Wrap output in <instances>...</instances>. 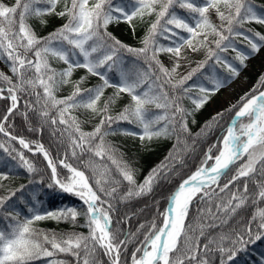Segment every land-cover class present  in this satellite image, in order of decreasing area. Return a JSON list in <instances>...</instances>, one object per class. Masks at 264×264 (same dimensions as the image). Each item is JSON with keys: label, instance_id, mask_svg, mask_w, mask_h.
Instances as JSON below:
<instances>
[{"label": "snow or ice", "instance_id": "snow-or-ice-1", "mask_svg": "<svg viewBox=\"0 0 264 264\" xmlns=\"http://www.w3.org/2000/svg\"><path fill=\"white\" fill-rule=\"evenodd\" d=\"M58 3L59 0H15L13 6L0 3V61L12 73L9 76L0 72V99L11 102L0 119V134L9 141H18L21 149H27L33 155L41 153L50 169L51 183L48 187L77 197L84 210L79 212L74 207H68L41 212L33 206L27 209L23 220L18 218L19 212L16 216L11 213L6 217L0 215V222L7 221L0 226V264H37L38 261L67 264L65 260L56 258L58 254L70 255L74 264H97V249L109 256L111 264H122L121 251L126 246L127 234L124 240L118 239L120 233L114 229L111 215L114 211L112 200H127L151 192L160 171L168 165L162 164L153 169L143 183L137 184L134 170L117 158V150L106 142L105 137L113 124L119 122L139 126V133L125 130L124 134H138L141 140L186 132V117L190 113L180 101L187 97L192 100L194 108L199 109L210 94L239 75L247 56L258 51L260 44L264 43V35L255 33L250 38L245 34L243 25L247 22L264 25V12L258 14L249 0H94L91 3L90 0H70V4L65 0L64 9L58 15L67 16V22L48 36L38 37L28 24V18L51 14ZM221 4L229 9L227 15L220 10ZM210 9L216 11L222 22L227 21L226 27L223 24L217 27L210 21ZM153 14L156 18L141 41L142 47L126 45L108 31L109 24L113 22L131 24L134 18L143 19L145 15ZM212 34L217 37L213 42L214 49L207 47L208 37ZM234 36H243L250 51H238ZM161 39L168 43H161ZM205 47L206 58L186 75L173 81L180 60L185 58L184 49L196 53ZM230 48L236 52L238 65L224 55ZM161 53L174 57L171 69L159 59ZM125 54L133 58L132 68L128 67ZM52 60L62 61L66 67L57 70L52 66ZM209 61L221 65L228 75L223 79L213 75L209 78L211 83L208 87L202 83L189 85L188 82ZM137 65L143 67L138 68ZM78 68L98 77L101 83L82 89L80 84L85 77H81L75 82L70 95L58 98L57 90L70 82ZM114 68L118 70V82H112L108 76ZM109 87L115 92L100 107L105 89ZM260 88H264V77H261L259 87L253 88L252 94H245L239 104L232 106V109L238 107V111H235L222 141L218 142L221 146L213 144L209 147L200 167L183 179L169 195V206L162 214V226L151 225L142 246L132 253V264H215L211 259L213 253L218 258V264H235L238 253L246 252L250 245L257 242H264V209H259L237 227L207 238L203 245L200 237H205L204 225H200L199 237L189 235L193 232L191 225L186 227L191 203L196 198L209 202L218 200L215 203L216 213L208 209L209 218L213 221L207 225L209 229L228 224L251 199L247 183L242 191L230 192L231 187L241 178L256 173L257 163L261 164L259 171L264 176V90ZM194 89L199 95H193ZM25 94L33 101L32 110L37 112L41 124L63 127L62 135L66 136L70 155L66 151L63 159L54 161L42 144L13 136L6 129L7 121L18 109L20 98ZM121 94L130 97L129 103L118 115H109L110 106ZM35 105H39L40 110ZM28 106L26 101L25 107ZM149 106L160 110V114L153 112ZM81 108L100 117L92 131H83L77 117L72 115L73 110ZM222 116L223 113H217L213 121ZM244 119L248 122L242 123ZM177 141L179 143L178 135ZM213 148L217 149L215 155ZM0 150L9 155L15 153L12 158L18 159L28 173L36 171L23 150L17 151L3 141H0ZM85 155L88 159L81 162ZM171 156L170 153L169 158ZM245 156L246 162L239 163L235 174L221 186V178L227 176ZM70 158L77 163H70ZM105 159L127 182L128 188L123 196H117L121 181L111 179L110 169L96 163ZM58 166L66 169V173H58ZM109 183L117 187H105ZM259 187L253 203L264 201V185ZM15 196V191L0 196V213ZM225 196L228 197L226 200ZM217 213L226 217L219 224L215 223ZM81 215L85 218L87 235L73 232L58 238L55 233L33 227L35 222L43 220H70L75 225ZM137 253L141 254L137 256ZM260 264H264V257Z\"/></svg>", "mask_w": 264, "mask_h": 264}, {"label": "trees", "instance_id": "trees-1", "mask_svg": "<svg viewBox=\"0 0 264 264\" xmlns=\"http://www.w3.org/2000/svg\"><path fill=\"white\" fill-rule=\"evenodd\" d=\"M67 2L70 4V0H67ZM91 2H94V0H90V3ZM249 2L254 6V10H256L258 14L264 12V0H249ZM0 3L13 6L15 0H0ZM64 6L65 0H59L55 12L44 15L43 17L31 16L28 18V24L38 37L48 36V34L53 33L67 22V16L60 17L58 15V13L64 9ZM228 12L229 9L225 7V14L227 15ZM208 15L212 20H210L211 22H216V18L212 16V13H208ZM155 18L153 14L151 16L145 15L143 19L138 17L134 18L131 24L125 21H120L118 23L113 22L109 24L108 31L122 43L139 48L143 46L141 41L148 31L150 24L155 21ZM243 30L245 34L250 35V38H252V35L255 33L264 35V25L256 22L245 23L243 25ZM225 34H227V32H225ZM256 39L258 42V38ZM233 40L238 51L246 53L250 51V46L248 42L244 40L243 36H234ZM160 42L165 44L168 43V41H164L163 39H161ZM211 47L213 49L215 48L213 42L211 43ZM224 55L231 58L230 62L235 65L239 64V61L236 59V52L231 48L228 52L224 53ZM125 60L128 67L132 68L133 58L125 54ZM199 62L196 63L198 64ZM51 63L57 70L66 67L62 61L52 60ZM197 64H193L187 71L183 72L181 69V73H175L173 81L186 75L193 68L197 67ZM250 64L255 66L254 70L250 68ZM164 66L171 69V67L166 64H164ZM137 67L141 68L143 65H137ZM261 71L264 72V43L260 44L258 51L252 52L247 56L245 66L240 68L239 75L233 79H236L241 74H249L251 79H255L257 82L263 74ZM0 72L9 76L12 75L9 68L2 61H0ZM213 75H218L223 79L228 73L221 65L215 64L214 61H209L208 65L198 72L188 84H201V81H206L207 84L210 85L211 81L209 78ZM108 76L112 82H118L117 69L114 68L108 73ZM81 77H85L80 84L82 89L94 87L101 83L98 77L88 74L83 68H78L73 72L70 82L66 85H62L57 90V97L63 98L70 95L73 91L75 82L80 80ZM233 79L223 84V86L225 87ZM114 92V88H106L99 106L102 107L103 101L112 96ZM5 95L7 94L5 93ZM193 95H199L198 90L194 89ZM212 97V94L209 95L207 102L199 109L194 108L191 99L187 97L182 98L180 101L181 105L190 113V115L186 117V132L154 137L151 140L147 138L141 140L138 134H124L125 130L139 133V126L127 122H119L113 124L112 130L109 131L108 136L105 137L106 142L113 145L117 150V158L126 162L134 170V178L137 184L143 183L144 179L153 169H157L162 164L168 165L167 168L160 171L151 192L127 200H112L114 211L111 215L114 221L113 227L120 233L118 239L124 240L125 234H127L126 246L123 247L121 251L122 264L132 262V253L142 246L144 236L148 233L153 223L156 224L157 228L161 226L164 206L175 186L201 165L209 147L213 144L220 147L218 142L222 140L227 126L236 110L228 107L220 111H215L218 105L211 106L210 102ZM129 100L130 97L127 94H121V97L110 106L109 115H118L129 103ZM26 101L29 105L28 107H25ZM10 103L9 99H0V119L3 118ZM32 105L33 101L30 100L26 94L21 96L19 107L7 121L6 129L10 131L13 136H22L29 142L42 144L54 161L63 159L66 151H68L70 155V150L66 143V136L62 135L63 127L59 125L52 126L47 123L41 124L37 112L32 110ZM35 107L37 110H40L39 105H35ZM149 108L153 112L160 114V110H156L154 106H149ZM25 113L27 116H25ZM217 113H223V116L218 121H213V117H215ZM72 115L77 117L83 131H92L95 125L99 123L100 119L99 116L83 108L73 110ZM209 124L211 127L207 128L206 125ZM177 135L179 136V143L177 141ZM0 141H3L6 146L10 145L11 148H15L17 151L23 150L25 157L29 159L36 168L35 172L28 173L27 170L20 165L18 159L12 158L15 153L9 155V153L0 150V177H6L0 178V196L8 195L12 191L16 192V196L12 198L11 202L0 215L6 217L11 213L13 216H16L17 212H19L20 216L18 218L23 220L27 215V209L33 206L41 212L45 210L58 211L68 207H74L77 211L83 212L82 203L77 197L63 193L58 188L48 187L49 183H51L50 169L47 167V161L41 153L33 155V153L29 152L27 149H21L18 141H9L3 134H0ZM170 153L172 154L171 158H169ZM213 154H217L216 148H213ZM87 159L88 156L85 155L81 162ZM69 162L74 165L77 163V161L71 158ZM96 163L101 164L102 167L107 166L110 169L111 179L121 181L118 186L120 191L117 193V196H123L128 188L127 182L123 181L115 172V167L111 165V162L105 159L103 162L96 161ZM238 166V164L234 166L228 175L221 179V186L235 174V169ZM256 168V173L250 174L249 177L241 178L229 190L230 192L236 191L237 189L242 191L244 184L247 183L251 199L244 207L238 210L235 216L229 220L228 224L222 225L219 228L209 229L207 225L213 221L209 218L208 209L211 208L212 212L216 213L215 203H217L218 200L209 202L206 199L203 201L199 198L194 199L189 210L188 219L186 220V227L187 225H191L193 228V232H190L189 235L199 237L201 230L200 225H204L203 230L205 232V237H200V243L203 245V243L207 241V238H211L218 233L227 232L231 228L237 227L241 221H247L259 209H264V201L258 203L252 202V200L256 198L255 194L260 190L259 185H264V176H262L259 171L261 164L257 163ZM57 171L63 175L67 170L58 166ZM105 187L111 188L117 187V185L109 183L106 184ZM227 198L228 197L225 196V200ZM217 216L218 218L215 220L217 224L226 218L222 213H217ZM6 223L7 221L0 222V226H4ZM84 225L85 218L81 215L77 218L75 225H73L70 220L60 222L55 220H43L35 222L33 227L43 229L48 233H55L58 238H61L73 232L87 235L88 229ZM141 225H144V227L142 228ZM140 254L141 253H137V256ZM262 257H264V242H257L255 245H250L246 252L238 253L235 264H260ZM56 258L65 260L67 264H74V260L70 255L58 254ZM95 258L97 264H111L109 256L105 255L99 249H97L95 253ZM211 259L215 261V264H218V258L215 253L212 254ZM37 264H45V261H38Z\"/></svg>", "mask_w": 264, "mask_h": 264}, {"label": "rangeland", "instance_id": "rangeland-1", "mask_svg": "<svg viewBox=\"0 0 264 264\" xmlns=\"http://www.w3.org/2000/svg\"><path fill=\"white\" fill-rule=\"evenodd\" d=\"M220 10L225 12L224 5H220ZM209 13H212L213 14L212 16L216 18V22H212V23L217 25V27H220L222 24L224 26L227 24L226 20L222 22L218 18L217 13L214 9H210ZM216 39L217 37L214 34L209 35L207 47H211V43L214 42ZM207 47L202 48L199 52H196V53H192L190 50L184 49L185 58L180 60V67L177 69L176 73H181L180 71L181 69L183 72L187 71L190 67L193 66V64H197L196 62H199L200 60L203 61L207 54ZM162 58L163 60H165L164 62L166 63V65L172 68L174 57H171L170 54L168 53H162ZM250 68L254 70L255 66L250 64ZM261 72L263 73L261 77H264V72L263 71ZM261 77L259 78V81ZM238 81L244 84L245 87L243 91H241L238 86H236L235 84L233 85L232 83L227 88L216 92V94L211 98L212 99L210 102L211 106H214L216 104L218 105V108L215 111H220L221 109L228 108V107L232 108L233 105L239 104L241 97L245 96V94H252L253 88L259 87V81L256 82L255 79L252 80L249 74H242L235 82H238ZM230 89L232 90L230 91ZM261 89L262 88H260V90ZM230 92H233V93H230ZM241 122L247 123L248 121L247 119H244ZM244 160L246 162L247 160L246 156L243 158L242 161L238 162L237 164L239 165V163L244 162Z\"/></svg>", "mask_w": 264, "mask_h": 264}, {"label": "bare ground", "instance_id": "bare-ground-1", "mask_svg": "<svg viewBox=\"0 0 264 264\" xmlns=\"http://www.w3.org/2000/svg\"><path fill=\"white\" fill-rule=\"evenodd\" d=\"M236 85V86H238L239 87V89L241 90V91H243L244 90V84L242 83V82H240V81H238V82H234L233 83V85ZM232 89H230V91H231ZM230 93H233V92H230Z\"/></svg>", "mask_w": 264, "mask_h": 264}, {"label": "water", "instance_id": "water-1", "mask_svg": "<svg viewBox=\"0 0 264 264\" xmlns=\"http://www.w3.org/2000/svg\"><path fill=\"white\" fill-rule=\"evenodd\" d=\"M168 206H169V203L167 202L164 209L166 210L168 208Z\"/></svg>", "mask_w": 264, "mask_h": 264}]
</instances>
